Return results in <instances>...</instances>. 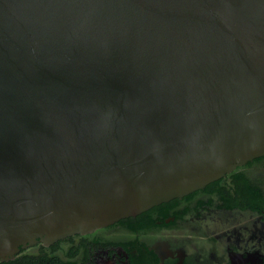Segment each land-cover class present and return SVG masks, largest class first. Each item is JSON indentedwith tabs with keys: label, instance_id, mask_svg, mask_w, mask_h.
Listing matches in <instances>:
<instances>
[{
	"label": "water",
	"instance_id": "1",
	"mask_svg": "<svg viewBox=\"0 0 264 264\" xmlns=\"http://www.w3.org/2000/svg\"><path fill=\"white\" fill-rule=\"evenodd\" d=\"M264 156V0H0V262Z\"/></svg>",
	"mask_w": 264,
	"mask_h": 264
},
{
	"label": "flooded vegetation",
	"instance_id": "2",
	"mask_svg": "<svg viewBox=\"0 0 264 264\" xmlns=\"http://www.w3.org/2000/svg\"><path fill=\"white\" fill-rule=\"evenodd\" d=\"M231 174L236 183L229 201L234 207H227L222 195L199 190L149 210L151 227L130 228L139 225L142 213L58 242L82 244L75 258L86 260L84 264H264V156ZM236 175L243 178L239 184ZM213 214L214 228L192 226Z\"/></svg>",
	"mask_w": 264,
	"mask_h": 264
},
{
	"label": "trees",
	"instance_id": "3",
	"mask_svg": "<svg viewBox=\"0 0 264 264\" xmlns=\"http://www.w3.org/2000/svg\"><path fill=\"white\" fill-rule=\"evenodd\" d=\"M240 176H235L236 180L241 183L243 179ZM233 174L228 175L226 178L219 181L213 182L208 185L205 189L206 192H209L210 195L219 194L224 197V201L227 202V207H234L230 205L229 198L233 195V184L235 181H231ZM254 191V194L261 195L259 189L256 187H251ZM194 194V193H193ZM193 194L188 195L187 198L191 197ZM154 210V209H152ZM151 210V211H152ZM151 211L145 212L142 215L138 216L137 220H140L139 225L130 226L134 231H139L145 227H151L154 225L152 222ZM145 215V217H143ZM36 251L21 250V252L12 260L6 262H0V264H84L86 260H77L76 255H79L83 250L82 244L74 246V241L72 239H67L63 242H58L50 246H44L39 243L34 247Z\"/></svg>",
	"mask_w": 264,
	"mask_h": 264
},
{
	"label": "rangeland",
	"instance_id": "4",
	"mask_svg": "<svg viewBox=\"0 0 264 264\" xmlns=\"http://www.w3.org/2000/svg\"><path fill=\"white\" fill-rule=\"evenodd\" d=\"M258 178H262L261 176H259ZM264 180V177L260 180V181H262V182H264L263 181ZM215 214H213V215H211V216H208V218L205 220V221H203V222H198V224L196 225V223H194L192 226L193 227H198L199 226V228L201 229V227L202 228H205V225L206 224H208L209 226H208V228H214V221L212 220V219H214L215 218ZM211 218V219H210ZM210 225H211V227H210ZM183 233H186V232H183ZM189 233V232H188ZM189 247V246H188ZM34 251H36L35 249H34Z\"/></svg>",
	"mask_w": 264,
	"mask_h": 264
}]
</instances>
